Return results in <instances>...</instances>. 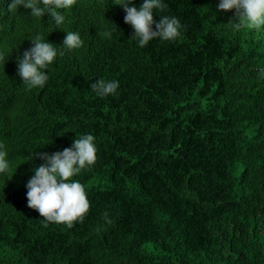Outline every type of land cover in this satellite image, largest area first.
Here are the masks:
<instances>
[{
	"label": "trees",
	"instance_id": "obj_1",
	"mask_svg": "<svg viewBox=\"0 0 264 264\" xmlns=\"http://www.w3.org/2000/svg\"><path fill=\"white\" fill-rule=\"evenodd\" d=\"M129 2L76 0L57 25L0 0V264H264V28L235 29L221 0H161L154 19L181 35L140 47L115 4ZM37 35L57 56L28 89L18 63ZM98 80L119 87L101 96ZM88 134L97 159L73 180L89 212L48 222L27 183L42 153Z\"/></svg>",
	"mask_w": 264,
	"mask_h": 264
},
{
	"label": "clouds",
	"instance_id": "obj_2",
	"mask_svg": "<svg viewBox=\"0 0 264 264\" xmlns=\"http://www.w3.org/2000/svg\"><path fill=\"white\" fill-rule=\"evenodd\" d=\"M43 7H40V4ZM76 0H13L10 10L22 5L31 10V15L41 18L48 14L57 25L64 21V16L59 9L71 8ZM124 8L125 23L130 24L135 36L138 37L140 47L146 46L149 41L159 37L165 41L177 39L180 33V22L175 17L162 16L159 22L154 19L153 10H163L166 6L161 0H143L139 7L129 3H115ZM219 9L230 11L236 9L239 22L234 28L260 31L264 28V0H221ZM153 24L156 30H153ZM101 36H110L109 32L101 33ZM33 47L23 53L19 59L18 75L28 89L42 88L48 81L45 69L52 64L57 56V49L50 42H44L41 35L32 39ZM83 41L79 34L67 32L63 40V47L76 49L81 47ZM4 57L0 55V59ZM118 82H105L98 80L91 85V89L98 95L108 96L118 89ZM4 145L0 144V149ZM7 152L0 150V173H7L9 162L6 159ZM41 158L46 164L35 169V175L27 183L28 207L35 209L48 222L65 224L73 227L76 221L83 222L89 212L90 203L87 199L84 186L73 177L79 175L82 170L95 164L97 149L94 144V136L91 134L76 138L72 147L51 155L42 153ZM106 215V214H105Z\"/></svg>",
	"mask_w": 264,
	"mask_h": 264
}]
</instances>
